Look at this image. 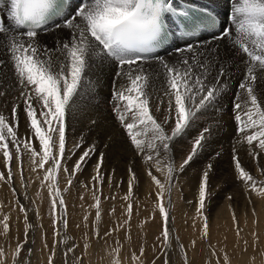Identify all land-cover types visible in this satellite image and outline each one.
<instances>
[{
    "label": "snow or ice",
    "instance_id": "obj_1",
    "mask_svg": "<svg viewBox=\"0 0 264 264\" xmlns=\"http://www.w3.org/2000/svg\"><path fill=\"white\" fill-rule=\"evenodd\" d=\"M230 3L227 23L214 39L230 40L232 47L246 57L243 61L244 76L239 84L244 98L242 99L238 92L234 103V111L237 112L235 120L238 134H243L242 142H246L250 148L255 142V147L260 152H264V107L255 92L258 73L264 74V0H230ZM69 6L68 0H4L3 9L7 13L6 19L9 23L6 24L0 19V37L3 38L0 42L9 54L13 87L18 86L20 89V98L24 103L23 111L32 133L25 139L17 136L19 105H14L12 108V124L0 114V154L8 169L7 176L0 172V182L10 183L13 178L11 163L14 154L10 149L11 144L15 149V159L21 178H23L22 156L25 154L29 156L31 171H43L42 178L39 176L38 178L41 180V188L46 187L48 190L52 226L57 235L59 224L67 228V205L60 189L59 176L63 172L68 177H74L95 152V145L89 146L71 169L64 166L67 111L80 89L84 73L93 57L103 56L116 62L115 79L124 83L117 87L114 79L113 111L125 128L131 144L143 155L145 162H153L157 171L162 173L164 172L160 167L162 161L157 158L161 157L162 153L166 155L170 152L171 141L184 133L195 118L196 112L211 103L219 91L216 86L208 87L205 83L211 64L210 61L206 63L207 55L199 52L198 46L192 43L186 44L183 48L178 47L176 51L181 54V59L177 64H169L162 58H157L163 68L165 96L168 97L167 112L163 120L158 121L150 108L151 76L141 67L166 38L168 20L172 19L173 23L176 20L187 22L185 26L190 30L185 31L184 36L189 37L196 35L201 29L215 28L216 21L208 18L206 14L202 18H197L196 9L185 8L177 0H75V6L70 12ZM54 21H59L55 23V28L68 30L69 38L63 42L57 41L54 48L42 47L37 37L41 31L49 30V24ZM183 53L191 55L183 56ZM225 74L221 66L217 73V82ZM4 94L0 90V96ZM156 111H160L159 106ZM173 121L174 126L171 131H166L165 125ZM207 131L208 129H204V132L193 140L191 151L179 166L180 171L202 148L204 133ZM33 138L39 142L38 149L33 147ZM249 154L253 159L259 155L253 151ZM233 162L237 176L244 182L245 188L255 192L257 196L264 197V187H258L254 177L241 166L235 151ZM102 167L101 153L95 164V175L92 177L95 182L92 192L97 222L101 220V200L97 195L100 189L96 185L103 183ZM166 167L164 182L153 175L151 170L147 172L152 184L158 189L155 210L159 212L162 220V230L157 239L161 241L164 249L163 264H169L167 250L172 241L165 195L167 194L170 203L172 176L177 171L173 163L167 164ZM207 167L211 169V165ZM208 175V171H204L199 184L198 215H202L205 207ZM135 180V173L129 169L128 193L122 198L127 202L125 212L128 220L124 222L125 224L130 223L132 216L131 197ZM259 183L264 184V181ZM67 185L71 187V178L67 180ZM67 190L68 188L64 189L65 192ZM60 209L64 210L62 214ZM20 211L24 213L27 239V229L30 227L27 209L21 206ZM112 211L114 212L115 209ZM37 216H39L38 211ZM8 219L9 217L4 215L3 221H0L3 225V231L0 233L2 235H7L9 231ZM203 219L201 238H207V217ZM84 221L87 226V216L84 217ZM233 222L236 223L234 213ZM118 230L119 228L111 229L105 235H111L113 231ZM94 234L99 238L98 228H94ZM237 236L239 237V229ZM192 243L195 246V241ZM44 247H48L46 243ZM88 247L89 245L85 244V250ZM180 247L183 251V245ZM22 248L23 245L18 243L13 252L14 264ZM73 251V248H69L65 256ZM143 253L144 249L141 248L140 255L142 256ZM54 256L53 248L48 257V264H54ZM132 258L134 261H139V257L135 254ZM4 260L5 252L0 248V264H4ZM112 264H120L119 259H114ZM184 264H188L186 254ZM225 264H228L227 256H225Z\"/></svg>",
    "mask_w": 264,
    "mask_h": 264
},
{
    "label": "rangeland",
    "instance_id": "obj_2",
    "mask_svg": "<svg viewBox=\"0 0 264 264\" xmlns=\"http://www.w3.org/2000/svg\"><path fill=\"white\" fill-rule=\"evenodd\" d=\"M50 30L45 34H53L58 29L54 27ZM209 41L211 42L212 39ZM173 52H176V49ZM169 56L171 57V54ZM171 64L175 63L171 62ZM95 66L97 70L86 69L80 89L67 111L64 166L71 169L89 146L95 145V152L74 177H68L63 172L59 176L60 189L67 205V228L59 224L58 235L54 233L52 226L48 190L46 187L41 188V180L38 178V176L42 178L43 171H31L29 156L25 154L22 156L23 178H21L15 159V149L10 144L14 154L11 163L13 178L10 183L0 182V221H3L4 215L9 217L7 235L0 234V248L5 252L4 264H14L13 252L18 243L22 244L23 248L15 264H48V257L53 248L55 249L54 264H65V262L112 264L117 258L120 264H153V262L163 264L164 249L161 241L157 239L162 230V220L159 212L155 210L158 189L152 184L147 172L151 170L153 175L164 182L166 165L169 163H173L177 168L172 176L170 203L167 194L165 195V205L170 217L168 227L172 234V241L167 250L169 264H184L185 254L188 264H225V256L228 258V264L239 262L264 264V197L257 196L255 192L245 188L244 182L237 176L233 162L235 151L241 166L254 177L258 187H264V184L259 183L264 181V152H260L255 147V142L251 148L246 142H242L243 134H238L235 120L237 112L234 111V103L238 92L241 98H244V94L239 89L242 79L234 82L238 85L232 82L231 85H225L218 83L213 75H207L206 85L216 86L219 91L211 103L196 112L195 118L184 133L171 141L170 152L166 155L162 153L161 157L157 158L162 161L160 164L164 169L162 173L157 171L153 162L146 163L143 155L131 144L125 128L113 111V87H109V84L106 87V73L102 71L99 63ZM150 76V108L155 118L162 121L167 112L168 98L156 93L154 87L165 76L161 71H156ZM1 78L0 75V83ZM259 79L255 92L264 107V77ZM12 97L15 98V95L0 96V114H3L10 124L13 122L12 104L15 101ZM158 106L160 111H156ZM173 126L174 121L166 124L165 130L170 132ZM204 129L208 131L204 133L202 148L180 171L179 166L191 151L193 140L204 132ZM32 143L34 148H39L38 140L34 139ZM250 151L259 153L256 159L249 154ZM101 153L103 154L101 172L104 180L102 184L96 185L100 189L97 195L101 200V220L97 222L92 192L95 182L92 177L95 175V164ZM208 165H211L210 170ZM129 169L135 173L136 180L131 197L132 216L130 223L125 224L124 222L128 220L125 212L127 202L122 198L128 193ZM206 170L209 173L208 195L203 213L198 215L199 184ZM7 171L3 156L0 154V172L7 176ZM69 178L72 179L71 187L67 185ZM65 188H68L66 192ZM21 206L27 209L30 225L27 229V239ZM59 211L61 214L64 212L63 209ZM233 213L236 223L233 222ZM85 216H87V226H85ZM203 217H207V238H201ZM94 228H98L99 238L94 234ZM114 228L119 230L113 231L111 235H105ZM237 229H239V237ZM2 231L3 225L0 224V233ZM45 243L47 248L44 247ZM85 244L89 245L87 250ZM69 248H73L74 251L65 256ZM141 248L144 249L142 256ZM96 252L99 254L98 257ZM133 254L139 257V261L133 260Z\"/></svg>",
    "mask_w": 264,
    "mask_h": 264
},
{
    "label": "bare ground",
    "instance_id": "obj_3",
    "mask_svg": "<svg viewBox=\"0 0 264 264\" xmlns=\"http://www.w3.org/2000/svg\"><path fill=\"white\" fill-rule=\"evenodd\" d=\"M184 1L192 3V4H195V5H199V6L205 7L207 9H211L212 11H215L217 13V15L220 17L222 25L220 26V28L218 30H216L214 32H210V33L202 32L197 37H189V38H184V39L179 36L178 31L176 29H173V39H172L173 42L168 47H166L164 50H161V51H158V52H154L153 54H151L149 56V58L147 59L148 63L145 62L144 64L141 65V67L147 73H149L150 75L154 74V72H156V71L163 72L162 65L159 63V60L157 58L158 57L159 58H163L164 57L163 58V60H164V59L169 58L170 57L169 54H171V57L169 59L165 60V61L168 62L169 64H171V62H174L175 64H177V62H179L178 59L181 58V54L178 53L177 51L173 52V50L177 49L178 47L183 48V47L186 46V44L192 43V44L198 46L199 52H203V53H205L207 55L206 63L208 61L211 62L210 70H209V74L208 75H213L214 78L216 79L219 68L221 66L224 68L226 74L223 77H220L218 83H222V84H225V85H231L236 80L243 79L244 69H245V64L243 63V61L246 59V57L243 54H239L237 52V50L232 47V44H231L230 40H228V39H222V40L214 39V36L218 35L221 32V30L225 27V25L227 23V14L230 12V9H231L230 0H177V2L180 3V4H183ZM3 4H4V0H0V17H1L0 19H3L5 21V23L8 24L9 21L6 19L7 13L3 9ZM69 5L70 6L68 8V11L70 12V11H72V8L75 6V1L70 2ZM56 22H59V21L51 22L49 24V26H48L49 30L41 31L39 33V35L37 37V41L42 47L46 46L47 48L51 49V48L55 47L57 41L63 42L64 40H67L69 38V32H67L66 29H58V30H55L53 34H51V33L45 34V32H50L51 31L50 29L55 27V23ZM2 39L3 38L0 37V41H2ZM209 39H212V41L210 42ZM212 49H214V51H209V50H212ZM184 55L190 56L191 54L183 53V56ZM200 58L204 59V57H200ZM0 62H3L2 64H0V75L2 77L1 78V83H0V90H2L5 93L4 95H9V94L11 96L15 95V98H17V99H15L14 97H12V99L15 100V101H13L12 107L14 105H19V107L17 108V118H18L17 136L19 138H21V139H25V138L31 136L32 133L29 130L28 121L26 119V114L23 111L24 103H23V100L20 98V89H19L18 86L13 87L14 80H13V75H12V66H11V63H10L9 54H8L6 48L3 46L2 42H0ZM97 63L100 64V67H101L102 71H104L106 73L105 74L107 76V77H105V79H106V83H105L106 87H107L108 84H109V87H113V83H114V79L116 77V71H117L116 62L111 60V59L105 58L103 56H97V57H93L89 61L88 68H91V70L92 69L93 70H97V66H95ZM262 76L264 77V74L258 73V77H262ZM258 80H260V79H258ZM115 83H116V86L119 87V85L121 83H124V81L119 80V79H115ZM234 84H236V83H234ZM236 85H238V84H236ZM154 88H156V90H155L156 93H159V94L165 96V94H164L165 93V77L161 78L156 83ZM99 112H100V110H99ZM87 117H88V115H87ZM71 119H72V117H71ZM11 123H13V122H11ZM92 123H94V122H92ZM75 124H76V122H75ZM73 126H75V125H73ZM83 127H84V125H83ZM78 131H79V129H78ZM33 140H34V138H33ZM117 212H119V210H117ZM204 249H205V247H204ZM125 251H127V250H125ZM104 252H106V251H104ZM96 254H97V252H96ZM98 255L99 254H97V257H98ZM98 261H99V258H98ZM98 261H97V263L100 262V261L99 262ZM209 263H210V261H209ZM237 264H243V263L239 262Z\"/></svg>",
    "mask_w": 264,
    "mask_h": 264
}]
</instances>
